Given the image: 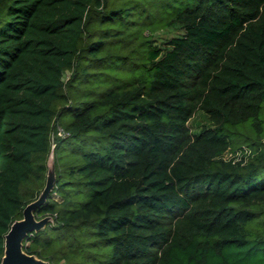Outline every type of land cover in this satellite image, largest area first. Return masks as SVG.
<instances>
[{
    "label": "trees",
    "instance_id": "obj_1",
    "mask_svg": "<svg viewBox=\"0 0 264 264\" xmlns=\"http://www.w3.org/2000/svg\"><path fill=\"white\" fill-rule=\"evenodd\" d=\"M263 138L264 0H0V264L51 153L27 255L264 264Z\"/></svg>",
    "mask_w": 264,
    "mask_h": 264
},
{
    "label": "water",
    "instance_id": "obj_2",
    "mask_svg": "<svg viewBox=\"0 0 264 264\" xmlns=\"http://www.w3.org/2000/svg\"><path fill=\"white\" fill-rule=\"evenodd\" d=\"M47 192H45V196ZM42 201L39 197L36 201L28 204L23 210V219L15 221L10 226L5 235V251L1 264H40L39 261L32 259L33 256L27 255L23 251L22 241L25 235L37 230L39 227V223L35 221L33 211Z\"/></svg>",
    "mask_w": 264,
    "mask_h": 264
},
{
    "label": "rangeland",
    "instance_id": "obj_3",
    "mask_svg": "<svg viewBox=\"0 0 264 264\" xmlns=\"http://www.w3.org/2000/svg\"><path fill=\"white\" fill-rule=\"evenodd\" d=\"M180 30L179 27L177 25L172 26L166 30L160 31L155 33L154 35V40L156 44H161L163 43L166 39H168L169 37L175 35V34H179ZM68 74L65 73V78ZM215 124V121L210 118L207 114H205V112H203L201 109H197L193 115L189 118V120L187 121V125L188 128L193 131L196 132L197 130H199L201 127H210L213 126ZM63 135V131L61 130V128L58 125H54L51 131V142H52V147H54L58 137ZM262 142H264V138L262 139ZM232 154L231 153H226L225 157L229 158L231 157ZM54 158H53V154L51 153L48 157L47 160V186L44 192L41 193L40 199L44 200L45 198V192L49 191L53 185V181H54V164H53ZM35 218V217H34ZM47 220H52V218L50 216H45L44 218L37 220L35 219L36 222L39 223V228H42L43 225L45 224V222ZM32 259L34 261H39L40 264H45V262L38 260L35 257H32Z\"/></svg>",
    "mask_w": 264,
    "mask_h": 264
}]
</instances>
